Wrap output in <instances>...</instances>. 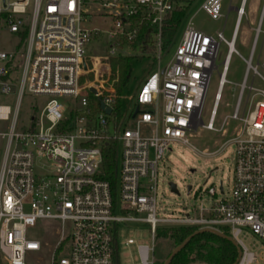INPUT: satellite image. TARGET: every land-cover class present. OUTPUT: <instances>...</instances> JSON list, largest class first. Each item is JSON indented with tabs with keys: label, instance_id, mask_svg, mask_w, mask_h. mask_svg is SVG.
<instances>
[{
	"label": "built area",
	"instance_id": "2783aa9c",
	"mask_svg": "<svg viewBox=\"0 0 264 264\" xmlns=\"http://www.w3.org/2000/svg\"><path fill=\"white\" fill-rule=\"evenodd\" d=\"M194 1L0 0V35L5 31L17 38L13 50L0 43V264H115V228L119 227V237L120 225L130 222L150 227L153 244L138 246L141 264L154 263L157 232L165 226L227 231L242 252L236 264L258 262L244 240L250 233L264 244V89L247 84L252 73L264 85V53L254 65L261 39L264 47V0L248 59L235 48L247 1L241 0L234 7L237 18L230 40L222 31L208 35L189 22L172 59L162 68L164 25ZM224 2L204 0L201 10L213 20L224 19ZM99 10L113 21L108 53L87 58V45L102 32L84 24ZM222 44L227 54L204 123ZM152 50V67L132 99V109L119 120L114 115L117 79L110 60ZM233 55L246 63V73L233 114L217 128ZM247 90L258 101L242 111ZM27 97L42 104L23 115ZM228 119L239 126L230 130L218 150L204 149L201 154L215 156L227 144L235 145L230 192L226 194L221 183L218 198L210 187L206 192L214 200L209 207L195 209L194 216L159 219V165L170 147L181 144L197 151L190 142L194 132L202 128L226 134ZM109 143L118 145L116 199L110 183L99 178ZM40 222L48 224L44 237L29 238L28 231ZM36 254L41 256L34 260Z\"/></svg>",
	"mask_w": 264,
	"mask_h": 264
},
{
	"label": "rangeland",
	"instance_id": "374dc122",
	"mask_svg": "<svg viewBox=\"0 0 264 264\" xmlns=\"http://www.w3.org/2000/svg\"><path fill=\"white\" fill-rule=\"evenodd\" d=\"M203 2L204 0L194 1L188 16L182 22L180 29L178 30L169 53H161L162 68H165L168 62L172 59L175 49L189 22H192L197 30L208 35H215L217 32L222 31L227 40L231 39L237 13L235 10H230V7H239L241 0H225L223 10L226 18L220 20H213L201 10ZM259 13L260 4L258 3V0H247L245 16L241 22L235 43L236 50L245 59L250 57L251 47L254 40L255 22L258 20ZM112 25L113 21L106 16L103 11L99 10V13L95 12L89 15V21L84 24V27L89 30L97 29L102 32V34L93 39V41L87 45V58H102L107 55L109 47L108 31ZM16 42V37L2 31L0 35L2 48L13 50ZM220 53L221 56L217 62L218 69L214 70L212 74L210 87L207 93V101L203 117L204 123L208 122L214 97L218 88L219 74L222 71L223 60L227 54V47L225 44L221 45ZM263 53V39H261L254 59V65H257L258 62L262 60ZM140 55L138 51L130 52L129 57H134L132 62L133 71L131 80L122 93L121 100L124 113H127L129 109H132V99L142 80L148 74L150 67H152L151 62L156 58L155 51L153 50L148 51L147 54L141 52ZM139 57L141 60H138ZM245 73L246 63L241 57L233 55L226 76L229 83L223 88L222 100L214 124L215 127L221 128L224 118L233 114L240 91V85L244 81ZM252 84L258 88L264 89V85L258 79L254 80L253 74L250 73L247 85L251 86ZM257 101V99H252V93L247 90L242 100V111L248 107L253 108ZM41 102L42 100L27 97L23 106V115H26V113L28 114L31 106L42 104ZM237 126H239V122L228 119L227 126L225 127V130H227L226 134H223V132L215 133L199 128L194 132V136L190 139L191 144L197 148V151L181 144L172 145L170 147L171 151L166 153L165 162H161L159 165L156 196L157 217L159 219L182 218L187 214L194 216L195 209H199L201 206L203 208L209 207L213 204L214 200L206 192L210 187L216 189L218 198H221V183L223 184L226 194L230 192L234 178L235 145L233 143L227 144L215 156H204L201 154V151L204 149H208L211 152L218 150L223 142L229 139L231 133L230 130ZM170 183L177 185L179 194H175L171 191ZM188 186H192L190 194L187 191ZM132 217H136V215L133 213ZM138 217H140V215H138ZM163 228L169 229L172 227L165 226ZM47 231L48 224L40 222L35 228L28 231V237L31 239H40L44 237ZM128 239H133L135 243L129 245L127 243ZM49 241L54 243L55 239L50 238ZM244 243L249 250L255 253L258 257V262L254 264H264V244L250 233L247 234ZM141 244H153L150 227L147 224L130 222L120 225L118 247L121 264H141L138 251V246ZM173 247L174 243L170 239H156L151 260L156 263L162 261L174 250ZM40 256L41 255L36 254L33 258L34 260H37ZM2 263L7 264L6 261H3ZM194 264L201 263L196 262Z\"/></svg>",
	"mask_w": 264,
	"mask_h": 264
},
{
	"label": "trees",
	"instance_id": "16d2710c",
	"mask_svg": "<svg viewBox=\"0 0 264 264\" xmlns=\"http://www.w3.org/2000/svg\"><path fill=\"white\" fill-rule=\"evenodd\" d=\"M193 2L183 10H178L174 13L164 25L163 32V51L167 52L169 47L175 40V37L180 29L182 22L188 16V12ZM27 37V32L22 34V41L24 42ZM134 57H116L110 60L112 66L113 77L117 79L115 88L117 92L118 102L114 115L120 120L123 115L122 110V93L132 77V62ZM138 60H141L139 57ZM117 156L118 145L116 143H109L103 151V169L99 175L101 180H106L110 183L114 199L118 189L117 178ZM118 226L115 230V264H121L120 253L118 247ZM198 231L195 227H172L169 229L160 228L157 232V239L164 238L170 239L174 243V249L181 245L189 236ZM228 235L227 231H224ZM170 255V254H169ZM169 255L160 262L153 264H164ZM239 252L237 247L230 241L221 238L220 236L205 232L195 235L188 245L180 251L172 260L170 264H235L238 260Z\"/></svg>",
	"mask_w": 264,
	"mask_h": 264
},
{
	"label": "water",
	"instance_id": "95a60500",
	"mask_svg": "<svg viewBox=\"0 0 264 264\" xmlns=\"http://www.w3.org/2000/svg\"><path fill=\"white\" fill-rule=\"evenodd\" d=\"M235 10H237V8H236ZM91 91H92L93 94L96 93V91L93 90V89H92ZM102 108L104 109V105H102ZM105 111H106V113H108V114L111 113V109H107V108H106ZM136 114H137V111L135 112L134 116H136ZM201 125H202V123H201ZM169 185H170L171 191H172L173 193H175V194H179V191H178V189H177V185H176V184H174V183H170ZM191 190H192V186H188V187H187V191H188V193H190ZM205 232L214 233V234L220 236L221 238H224V239L230 241L232 244H234V245L237 247L238 252H239L238 260L240 259L241 254H242L241 249H240V247H239V246H238V245H237V244H236V243H235V242H234L229 236H226V235H224V234H222V233H219V232H216V231H213V230H210V229H202V230H198V231H196L194 234H192L191 236H189V237H188V238H187V239H186L181 245H179L178 247H176V248L170 253L169 257L166 259V261L164 262V264H170V263L172 262V260L174 259V257H175L180 251H182V250L188 245V243L191 241V239H192L195 235L200 234V233H205ZM238 260H237V261H238ZM237 261H236V263H237ZM236 263H235V264H236Z\"/></svg>",
	"mask_w": 264,
	"mask_h": 264
},
{
	"label": "crops",
	"instance_id": "0c3cea01",
	"mask_svg": "<svg viewBox=\"0 0 264 264\" xmlns=\"http://www.w3.org/2000/svg\"><path fill=\"white\" fill-rule=\"evenodd\" d=\"M258 3L261 5V0H258ZM230 10H235L234 7H230Z\"/></svg>",
	"mask_w": 264,
	"mask_h": 264
}]
</instances>
